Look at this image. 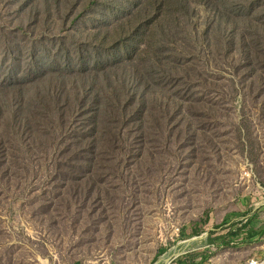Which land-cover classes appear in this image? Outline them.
<instances>
[{"label": "rangeland", "instance_id": "obj_1", "mask_svg": "<svg viewBox=\"0 0 264 264\" xmlns=\"http://www.w3.org/2000/svg\"><path fill=\"white\" fill-rule=\"evenodd\" d=\"M89 2L0 0V264H154L240 221L260 241L171 264H244L264 241V0L191 4L136 51L125 115L92 50L124 15Z\"/></svg>", "mask_w": 264, "mask_h": 264}, {"label": "trees", "instance_id": "obj_2", "mask_svg": "<svg viewBox=\"0 0 264 264\" xmlns=\"http://www.w3.org/2000/svg\"><path fill=\"white\" fill-rule=\"evenodd\" d=\"M89 1V3L93 4L95 0ZM103 1V5L114 14V16L124 15V17L116 20L111 35L107 34L105 38L101 39L100 45L97 46V44H95L92 50L96 52L97 55H103V63H98L97 67L101 69V75L104 79L109 80V78L112 77L117 84V86L114 87L113 84L108 81L111 89L110 95L115 103L123 101V103H120L117 107L119 108V112L125 115L131 107L129 99L132 94L127 86L125 73H128L130 69L134 71L136 76L139 75L135 59H133L136 55V51L141 48L138 53H143V49L152 44L149 39L155 37L156 34L165 41L175 40L173 38L176 37V31H171V28L176 30L184 28L180 17H182V20L186 18V21L191 18L193 13L191 4L208 3L210 0ZM141 36H144V41L142 42ZM107 38L110 40L108 41ZM79 57L81 56L79 55ZM151 59L154 63L160 65L159 57L154 55V53L151 54ZM51 68L52 67H50V69ZM53 70H51L52 72L50 73L47 72L45 76L51 79L53 78L59 84H63L65 78L61 74H58L57 71ZM93 77L97 78L95 74ZM125 98H127L128 101L125 100ZM104 113L110 114L112 111H104ZM228 227V232H226V227H224L222 230H225V232H223L224 234L213 237L214 234L221 231L218 230V228H214L215 231L208 234L206 243H217V245L222 244L228 246L231 240L241 237V240L238 241L236 245H244L258 241L259 239L258 236L255 237L256 234L250 229L244 231L242 227L238 228L236 223H232ZM199 234L200 232H196L192 236ZM190 263L194 264L193 262ZM180 264L185 263H183L182 260Z\"/></svg>", "mask_w": 264, "mask_h": 264}, {"label": "built area", "instance_id": "obj_3", "mask_svg": "<svg viewBox=\"0 0 264 264\" xmlns=\"http://www.w3.org/2000/svg\"><path fill=\"white\" fill-rule=\"evenodd\" d=\"M260 190H261V194L264 196V188H261ZM257 208L255 207V209H257ZM243 222L244 221H240L239 223L235 222V223H236V226L238 228H241V227H243V224H244ZM229 225L225 226L226 227L225 228L226 232H228V230H229V227H228ZM214 231L215 230L211 229L210 232H214ZM208 234H209V232H208ZM220 234L222 235L224 233H216V234L213 235V237L218 236ZM207 237H208V235H207ZM207 237H206V239H207ZM206 239L204 241H202V242H204L202 245H200V246L198 245V247H195V248H192V249L190 248L186 253L180 255L179 258L184 257V256L188 255L189 253H195V252H199V251L206 252V255L209 256L210 255V251H214V250H216L218 248H221V247L225 246V245H222V244L221 245H217V243L207 244L206 243ZM238 240L239 239L231 240L229 245L225 246V247L238 246V245H236ZM258 241H260V238L258 239ZM175 259H173V260H175ZM183 261H185V260H183ZM171 262L169 264H171ZM194 264H237V259L236 260H229V259L226 258L224 261H214V260H211V257H207V256L204 255V257H197L195 259V261H194ZM244 264H264V241L260 242L258 244V249H253L252 254H249L246 258H244Z\"/></svg>", "mask_w": 264, "mask_h": 264}, {"label": "water", "instance_id": "obj_4", "mask_svg": "<svg viewBox=\"0 0 264 264\" xmlns=\"http://www.w3.org/2000/svg\"><path fill=\"white\" fill-rule=\"evenodd\" d=\"M208 233L205 232L201 236L191 237L177 243L176 246L171 248L167 253L163 254L154 264H169L173 259L186 253L197 242L204 241Z\"/></svg>", "mask_w": 264, "mask_h": 264}]
</instances>
